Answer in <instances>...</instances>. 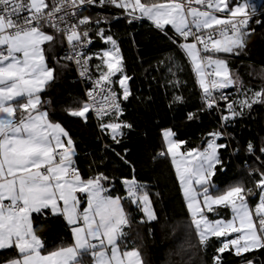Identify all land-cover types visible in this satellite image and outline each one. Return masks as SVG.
Instances as JSON below:
<instances>
[{"label":"snow or ice","instance_id":"snow-or-ice-1","mask_svg":"<svg viewBox=\"0 0 264 264\" xmlns=\"http://www.w3.org/2000/svg\"><path fill=\"white\" fill-rule=\"evenodd\" d=\"M96 2L70 0V6ZM68 3L69 0L58 3L55 0L53 3L0 0V251L16 253L3 264H84L86 256L92 264H144L139 249L121 250L123 238L127 236L125 228L131 223L122 200L137 206L142 204L147 220H156L146 186L135 176L121 177L126 196H113L106 183L112 184L115 177L98 172L84 178L74 166L75 142L69 131L60 122L50 119L47 109H42L40 93L55 79V69L48 66L43 46H51L58 33L63 37L61 42L66 41L68 45L63 59L74 62L79 75L92 83L85 93L88 100L78 107L66 108L67 115L86 123L88 114L94 112L101 132L108 134L114 145H120L127 135L125 129L133 127L120 120L124 112L121 99L128 100L132 93L128 87L131 77L124 74L123 57L116 40L103 30L97 32L100 39L112 47L97 56L102 63L95 66L99 75L93 78L89 72L92 57L83 51L92 43L90 29L81 31L80 27L90 23V18L70 23L67 18L76 13L65 7ZM106 3L123 9L133 20L147 18L165 35L166 26L170 25L183 38L184 42L178 46L189 58L203 93L202 107L187 113L189 121L199 119L200 112L219 109V102L227 101L228 96L223 93L215 96L213 91L237 83L227 60L214 58L215 54L240 55L247 47V38L255 31L250 27L253 19L256 24H264V19L260 18L264 9L257 12L250 0H99L101 6ZM60 13L63 14L58 15ZM48 28L54 29V33L45 30ZM168 38L178 43L173 37ZM117 73L122 97L111 87L112 77ZM249 91H252L251 97L246 96L238 104L232 101L225 105L226 112L220 116L222 127L243 116L244 108L264 103V88ZM183 101L182 96H175L173 102ZM105 117L109 118L107 122ZM224 135L223 131L210 132L211 139L203 149L181 152L185 141L173 139L175 133L167 129L163 132L166 151L158 155L171 156L199 244L206 246L210 237L236 233L234 239L224 241L216 251L223 254L234 249L236 256H242L264 249V171L256 168L250 172L259 176L254 180L259 194L254 208L249 205V196L256 195L253 188L239 183L221 191L212 177L216 175L217 166L224 170L220 150L228 145L217 143ZM106 147L111 148L123 164L131 166L126 158L127 148L122 153L112 145ZM247 151H255L251 142ZM259 151L264 154V147ZM261 166L264 167V161ZM213 190L217 194L214 195ZM79 193L86 195V206L82 207ZM219 207L230 208L232 218L209 220L206 213L215 212ZM34 213L63 217L70 228L72 244L42 252L45 245L34 227ZM213 259L215 264H220V255Z\"/></svg>","mask_w":264,"mask_h":264},{"label":"trees","instance_id":"trees-1","mask_svg":"<svg viewBox=\"0 0 264 264\" xmlns=\"http://www.w3.org/2000/svg\"><path fill=\"white\" fill-rule=\"evenodd\" d=\"M48 2L53 3L52 0ZM111 9L100 15L101 23H91V27L97 38L96 51L103 46L97 36L100 28L105 35L116 40L123 57L124 72L131 77L129 88L132 94L122 102L124 112L120 120L131 123L133 127L125 129L127 135L122 143L112 144L110 136L101 132L99 123L90 113L85 123L65 112L68 107H78L85 98L74 69L63 59L64 42L58 33H55L56 40L45 50L48 66L55 69V79L42 92L41 98L43 102L50 103V107L44 108L49 111L50 119L60 122L72 136L76 154L74 166L84 178L98 172L115 177L112 184L106 183L109 194L113 196H126L121 177L135 176L146 186L157 219L147 221L140 206L122 200L131 221L125 228L127 236L121 243L122 249H139L144 264H215L213 258L217 255L221 257L220 264H245V261L264 264V249L236 256L231 250L217 253L225 238L211 237L206 246L199 244L171 159L158 155L166 151L164 130L171 129L175 140L185 141L181 146L182 152L203 149L211 139L208 133L223 131L227 139L218 143L228 145L220 150L224 170L217 166L212 182L221 191L239 183L253 188L256 195L249 196V204L254 208L259 200L254 180L259 176L255 173L250 175V172L256 168L264 171L261 166L264 154L259 151L264 147V103L254 104L251 109L244 108V115L236 117L225 128L221 126L220 116L210 110L200 112L199 119L189 121L187 113L202 107L203 93L188 57L178 46L184 42L183 38L169 27H166L165 35L145 19L133 20L122 11L115 14ZM261 9H264V2L259 6V11ZM85 16L90 17L91 14ZM260 18L264 19V14ZM251 27L255 31L247 38V47L240 55L218 53L214 56L227 60L232 77L237 79L236 86L230 91L229 103L236 101L238 104L246 96H252L249 90L264 88V24H256L254 18ZM47 30L54 33L49 28ZM168 37H173L178 43H173ZM175 96H182L183 103H174ZM249 142L254 146V154L247 151ZM106 145H112L122 153L127 148L126 158L131 166L123 164ZM213 194H217L215 190ZM206 214L211 221L229 220L232 216L230 208L224 207ZM33 224L45 245V252L73 242L63 217L34 213ZM178 247L185 252L184 256L178 253ZM15 255L13 250L0 251V264Z\"/></svg>","mask_w":264,"mask_h":264},{"label":"built area","instance_id":"built-area-1","mask_svg":"<svg viewBox=\"0 0 264 264\" xmlns=\"http://www.w3.org/2000/svg\"><path fill=\"white\" fill-rule=\"evenodd\" d=\"M53 2H54V0H52ZM144 1H154V0H144ZM55 2H59V0H55ZM114 5H111V4H105V5H103V6H101L100 4H99V0H97V2L95 3V4H86V5H84V6H77V7H75V8H72L71 6H70V0H69V3L68 4H66L65 5V7L70 11V12H75L76 13V15L75 16H72V17H69V18H67V19H69V22L70 23H76L79 19H82V18H84V17H87V16H85V15H92V14H97V15H101V14H103L104 13V11H106V10H108V9H111L112 7H113ZM257 12H260L259 11V7L257 8ZM63 13H60V14H58V15H62ZM223 15V14H222ZM89 17V16H88ZM252 26V22H251V24H250V27ZM61 27H64V25L63 24H61ZM81 27V31H83L84 29H90V31H89V35H90V37L92 38V43L91 44H89V45H87V47L86 48H84V52H85V54L86 55H88V56H91L92 57V59L89 61V72H90V74L93 76V78H95L96 76H98L99 75V73L97 72V69H96V65H98V64H101V62H100V59H98L97 58V51L95 50V43H96V41H97V38H96V36L94 35V33L92 32V27H91V25L88 23V24H85V25H81L80 26ZM50 29V28H49ZM51 30H53L54 31V29H51ZM190 40H191V38H190ZM67 51H68V45H67V42L66 41H64V51H63V57L65 56V54L67 53ZM67 63H69L71 66H72V68L74 69V71H75V75H76V80L82 85V87H83V90H84V98H85V101L86 100H88V97L86 96V91L89 89V88H91L92 87V83H91V81H89V80H87V79H85L84 77H81L80 75H79V69H78V66L74 63V62H71V61H67V60H65ZM207 71H211V69H207ZM214 79H220L219 77H213ZM235 86V85H234ZM234 86H231V87H229V88H227V89H221V90H218V91H213V95H215V96H220L221 95V93H223V94H225V95H227L228 96V100L227 101H224V100H221L219 103H220V105H221V107L219 108V109H209L210 111H213L214 113H216V114H218L219 116H221V113L222 112H226V108H225V105L227 104V103H229V97H230V91H231V89H233L234 88ZM111 87L113 88V90L114 91H116L118 94H120L119 93V90H118V88L117 87H115L113 84L111 85ZM122 102H123V99H121V107H122ZM90 114L94 117V119L99 123V121H98V119H97V117H96V115H95V113L94 112H90ZM108 117H105V122H107L108 121ZM225 128V127H224ZM224 139H227V137L224 135V136H222L218 141H220V140H224ZM218 141H217V143H218ZM249 153V152H248ZM250 154H254V152L253 153H250ZM235 238V237H234ZM233 238V239H234ZM226 240H231V239H227V238H225L224 239V241H226ZM223 241V242H224ZM231 251H233L234 252V249H232ZM254 263H256L257 264V261L256 262H254Z\"/></svg>","mask_w":264,"mask_h":264},{"label":"crops","instance_id":"crops-1","mask_svg":"<svg viewBox=\"0 0 264 264\" xmlns=\"http://www.w3.org/2000/svg\"><path fill=\"white\" fill-rule=\"evenodd\" d=\"M144 2H154V1H144ZM260 1H258V0H250V3H252V4H255L256 5V10H257V8L259 7V5H260V3L261 2H264V0H262L260 3H259ZM118 11H122L123 13H125L124 11H123V9H120V8H117V7H115V6H113L112 7V9H111V12H114L115 14H117L118 13ZM249 11H251V9H249ZM126 14V13H125ZM218 15H222V14H218ZM147 20V21H149V22H151L150 20H148L147 18H143V19H137V20ZM152 23V22H151ZM91 26H92V24H91V22L89 23ZM98 24V23H97ZM153 24V23H152ZM154 25V24H153ZM93 27V26H92ZM166 27H169L170 29H172L171 28V26L169 25V26H166ZM97 28L98 27H96L95 29L97 30ZM46 31H48L47 29H45ZM100 30H103L102 28H100ZM100 30H97V32H99ZM173 31H174V29H172ZM49 33H53L52 31H48ZM175 32V31H174ZM103 33H104V30H103ZM98 36V35H97ZM99 37V36H98ZM100 38V37H99ZM53 43V42H52ZM101 43L103 44V46H102V48L100 49V50H97V54L98 55H100V54H102V52L104 51V50H107V49H110L112 46H111V44H109V43H105L103 40H101ZM47 46H49L48 44H45L43 47L45 48V50H46V47ZM97 55V56H98ZM120 55H121V52H120ZM45 57H46V51H45ZM189 59V58H188ZM100 62L102 63V61L100 60ZM193 68V67H192ZM106 70V69H105ZM124 74H125V72H124ZM196 74V73H195ZM197 76V75H196ZM119 78H120V74L119 73H117V75L116 76H114V77H112V81H113V85L115 86V87H117L118 89H119V91H120V93H121V95H122V89L120 88V85H119V83H118V80H119ZM197 80H198V78H197ZM128 87H129V81H128ZM42 94V93H41ZM41 94H40V96H41ZM41 100H42V98H41ZM45 107H50V103L49 102H43L42 101V109H44ZM164 138V137H163ZM164 142H165V140H164ZM165 145H166V143H165ZM75 157H76V154L74 155V157H73V160H74V165H75ZM170 157V156H169ZM180 183V182H179ZM181 186V185H180ZM182 190V189H181ZM182 193H183V191H182ZM79 196H80V194H78ZM184 196V195H183ZM81 198V197H80ZM185 199V198H184ZM250 205V204H249ZM251 207V206H250ZM231 218H232V216H231ZM230 218V219H231ZM218 220V219H217ZM232 234H236V233H232ZM235 237V236H234ZM71 245V244H70ZM59 248V247H58ZM57 249V248H56ZM55 250V249H54ZM121 250L123 251V249H122V247H121ZM52 251V250H51ZM42 252H45L44 251V249L42 250ZM89 262H91V259L89 258V257H84V264H88ZM3 264V263H2Z\"/></svg>","mask_w":264,"mask_h":264},{"label":"rangeland","instance_id":"rangeland-1","mask_svg":"<svg viewBox=\"0 0 264 264\" xmlns=\"http://www.w3.org/2000/svg\"><path fill=\"white\" fill-rule=\"evenodd\" d=\"M258 1H262V0H258ZM259 2V3H260ZM263 2H261L260 3V5L262 4ZM259 5V6H260ZM90 21H91V23H101V16L100 15H97V14H93V15H91L90 17ZM98 24H96V25H98ZM214 58H217V57H214ZM221 59V58H220ZM235 86H236V84H235ZM234 86V87H235ZM41 94V93H40ZM173 139H175L174 137H173ZM165 143H166V141H165ZM180 151L182 152V150L180 149ZM170 159H171V156H170ZM175 168V167H174ZM80 194V197H81V200H82V207L83 206H86V200H87V197H86V195L85 194H83V193H79ZM134 205H136V204H134ZM140 206V208H141V210H142V208H143V205L141 204V205H139ZM151 207H152V204H151ZM152 209H153V207H152ZM143 212V211H142ZM143 214H144V212H143ZM144 216H145V218H146V220H147V217H146V215L144 214ZM210 220V219H209ZM148 221V220H147ZM153 221V220H152ZM215 221V220H214ZM236 237L237 236V234H231V235H229V236H227V237H219V238H228V237ZM211 238V237H210ZM177 250H178V253L179 254H181L182 256H184V251L182 250V248L181 247H178L177 248Z\"/></svg>","mask_w":264,"mask_h":264}]
</instances>
